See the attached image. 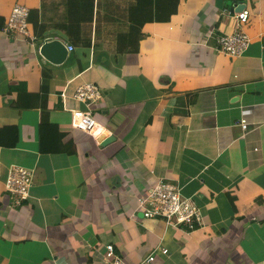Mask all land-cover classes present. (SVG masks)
I'll return each instance as SVG.
<instances>
[{"label": "crops", "instance_id": "crops-1", "mask_svg": "<svg viewBox=\"0 0 264 264\" xmlns=\"http://www.w3.org/2000/svg\"><path fill=\"white\" fill-rule=\"evenodd\" d=\"M15 4L23 33L4 30ZM234 29L248 44L230 56L217 38ZM86 108L113 141L71 126ZM11 166L32 174L17 202ZM160 180L199 226L135 209ZM106 243L126 264H264V0H0V264H103Z\"/></svg>", "mask_w": 264, "mask_h": 264}, {"label": "built area", "instance_id": "built-area-1", "mask_svg": "<svg viewBox=\"0 0 264 264\" xmlns=\"http://www.w3.org/2000/svg\"><path fill=\"white\" fill-rule=\"evenodd\" d=\"M227 15L229 12H225ZM247 11L240 9L232 12L231 15L237 23H244L247 19ZM27 11L24 7L14 5L5 24V31L23 33L25 31ZM248 44L247 36L238 29H234L227 34L217 38V48L230 56H237L242 53ZM68 50L71 47H67ZM76 101L92 103L99 98V92L95 84L85 82L78 85L72 95ZM70 124L84 135H90L96 123L88 108L82 110L69 109ZM240 127L245 129L246 123L240 120ZM31 171L20 166H11L4 181L5 190L11 195L15 202L23 200L27 196V191L31 183ZM135 209L146 218H159L167 225L173 227L182 226L187 230H192L201 223L199 208L193 198L180 195L176 185L157 181L149 190L143 192L136 198ZM161 254L165 249L159 251ZM154 255L149 253L137 264H153ZM103 264H126L120 256L114 252L110 243L103 245L101 252Z\"/></svg>", "mask_w": 264, "mask_h": 264}, {"label": "water", "instance_id": "water-1", "mask_svg": "<svg viewBox=\"0 0 264 264\" xmlns=\"http://www.w3.org/2000/svg\"><path fill=\"white\" fill-rule=\"evenodd\" d=\"M236 5L234 6L235 11H239L240 9H243L242 4H236ZM59 47H61V45L57 40L44 38L38 47V52L44 59L52 61L53 60L52 55L55 51L58 53ZM62 56L63 55H60V57ZM91 137L99 147H102L114 140V136L112 134L102 131L100 127L94 128Z\"/></svg>", "mask_w": 264, "mask_h": 264}, {"label": "clouds", "instance_id": "clouds-1", "mask_svg": "<svg viewBox=\"0 0 264 264\" xmlns=\"http://www.w3.org/2000/svg\"><path fill=\"white\" fill-rule=\"evenodd\" d=\"M96 127H97V126H96ZM96 127H95V128H96ZM91 134H92V133H91ZM91 134H90V136H91ZM160 254H161V253H160Z\"/></svg>", "mask_w": 264, "mask_h": 264}]
</instances>
